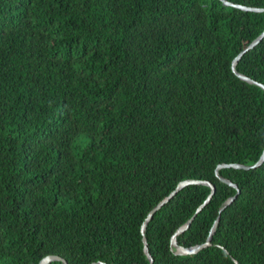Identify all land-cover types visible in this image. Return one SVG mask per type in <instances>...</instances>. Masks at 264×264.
Here are the masks:
<instances>
[{
  "label": "trees",
  "instance_id": "obj_1",
  "mask_svg": "<svg viewBox=\"0 0 264 264\" xmlns=\"http://www.w3.org/2000/svg\"><path fill=\"white\" fill-rule=\"evenodd\" d=\"M229 1L263 10L0 0V264H264V162L223 166L264 152V0Z\"/></svg>",
  "mask_w": 264,
  "mask_h": 264
},
{
  "label": "water",
  "instance_id": "obj_2",
  "mask_svg": "<svg viewBox=\"0 0 264 264\" xmlns=\"http://www.w3.org/2000/svg\"><path fill=\"white\" fill-rule=\"evenodd\" d=\"M223 1V3L224 4H226V5H231V6H236V7H239V8H242V9H248V10H257V11H261V10H263L262 8H255V7H248V6H245V5H241V4H237V3H233V2H231V1H229V0H222ZM264 37V32L256 39V40H254L246 49H244L236 58H235V60H234V62H233V69H234V71H235V73L239 76V77H241L242 79H244V80H246V81H249V82H252V83H255V84H257V85H259V86H261L262 88H264V84H262V83H260V82H258V81H255V80H253V79H251L250 77H248V76H246V75H244V74H242V73H240V72H238L237 70H236V64H237V62L239 61V59L241 58V56L247 51V50H249L250 48H253L254 46H256V44H258L260 41H261V39ZM264 162V152H263V154H262V156H261V158H260V160H259V162L258 163H256V164H254V165H241V164H225V165H223V166H233V167H237V168H245V169H249V168H252V167H256V166H258V165H260V164H262ZM221 179L223 180V181H225V182H227V183H229V184H231V185H234L235 187H237L238 188V186H237V184H235V183H233L231 180H229V179H227V178H223V177H221ZM191 183H202V184H207V185H209V186H211V188H212V192H211V194L208 196V198H207V200L204 202V204L203 205H201L199 208H198V211H200L204 206H205V204L208 202V201H210V199L212 198V196H213V194H214V192H215V185L214 184H212L211 182H209V181H204V180H197V179H187V180H183V181H181L179 184H178V186H177V188L167 197V198H165L164 200H162L150 213H149V215H148V217H147V220L145 221V223H144V225H143V232L145 233V228H146V225H147V222L149 221V219L150 218H152V216L154 215V213L158 210V209H160L171 197H173L175 194H176V192L179 190V189H181V188H183V187H185L186 185H188V184H191ZM235 197L236 196H233L229 201H227L224 205H223V207H222V209H224L226 206H227V204H229L230 202H232L234 199H235ZM194 217H195V215L190 219V220H188L186 223H185V225H183L182 227H180L176 232H175V234H174V236H173V238H172V244L176 247V252L178 253V254H193V253H197L199 250H201L202 248H204L205 246H207V245H210L211 244V237L205 242V243H203V244H198V245H194V246H191V247H185V246H181L180 244H179V242H178V240H177V235L178 234H180V233H182V232H184L187 228H189V226H190V224H191V222H192V220L194 219ZM144 242H145V248H146V251H147V253H148V255H149V257H150V260H151V264H153V257H152V255L150 254V252H149V247H148V240H147V238H146V236L144 237ZM52 260H61V261H63L64 262V264H68V262H67V260H65L63 257H61V256H58V255H48V256H46V257H44L43 259H42V261L40 262V264H48V263H50ZM99 263H101V264H106V263H104V262H99ZM238 264V263H237Z\"/></svg>",
  "mask_w": 264,
  "mask_h": 264
}]
</instances>
